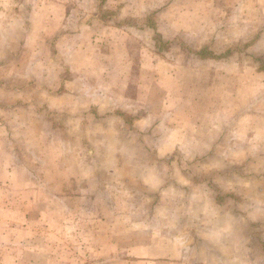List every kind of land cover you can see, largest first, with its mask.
I'll list each match as a JSON object with an SVG mask.
<instances>
[{"label":"rangeland","instance_id":"1","mask_svg":"<svg viewBox=\"0 0 264 264\" xmlns=\"http://www.w3.org/2000/svg\"><path fill=\"white\" fill-rule=\"evenodd\" d=\"M47 1L64 5L67 10L71 7L69 11L72 12L70 18L65 20L64 14L56 11L59 8L54 7L56 15L51 22L56 31L54 46L41 57L53 53L60 60L64 59L65 41L60 40L58 32L66 28L70 31L72 22L83 17L89 25L103 31V38L113 36L118 39L119 44L116 42L111 48L107 43V48L115 49L120 54L139 56L142 51L151 53L152 68L174 69L178 64L188 69L197 68L200 76L191 78L188 73L183 77L180 82V87L186 88L183 97L179 89L162 94L164 87L172 85L171 73L162 79L147 78L149 82L145 96L135 89L124 90L122 86L119 94H113L105 86L94 89L92 79L86 78L90 89L86 94L87 112H91L88 116L95 114L99 117L98 122L91 126L86 123L81 129V133L84 129L85 135L79 136L76 128L74 134L67 133L64 124L68 120H55V137L61 139L63 134L65 137L62 140L63 151L61 145L55 147V151L44 149L43 153L40 152L44 156L41 167L32 166L27 160L24 162L28 171H24L23 175L28 178V183L37 185L23 190L25 194H18V156L15 158V152L14 155L8 152L9 148L18 152V140L12 137V142L4 146L0 141V264H109L112 259L123 262L128 256L127 252L130 253L126 248L129 240L125 236L127 232L134 230L142 233V229H145L152 234L151 230L157 232L172 225L169 219L175 213L181 219L174 221L176 227L172 225L174 228L170 229L178 230L183 235L194 228L195 235L205 240L206 231L211 229L204 225L210 221L205 219L214 213H206L204 201L193 196L199 189L191 185L183 174L175 171L182 159L181 152L185 151L187 159L191 160L196 155L191 146L196 148L198 144L187 139L183 145H179L181 148L175 145L174 136L175 132L181 130L189 134L193 120H223L224 108H231L232 114L244 111L245 107L241 105L245 100L246 111H249V105L256 96H260V113L264 114V87L262 94L259 91L264 82V0H0V48L16 47L18 50L22 46L19 42L18 45L8 42L18 40V25H28L32 5L41 6ZM107 20H112L113 24L119 22L125 29H112L104 24ZM223 24H226L225 27ZM5 37L8 40L6 44ZM107 48L105 50L110 52ZM158 54H164L167 61L161 56L159 58ZM239 59L240 64L246 63L243 69L247 72L244 86L246 96L239 97L240 100L236 96L244 78L239 81L236 77L235 82L231 77L228 81L221 72L223 69L228 71L230 65L238 63ZM253 68L262 74L256 96L255 78L251 75ZM210 80L214 81V91L209 90L212 84ZM196 81L197 95L189 93L191 84ZM228 85L230 91L226 92ZM94 102H99L98 106L90 107ZM115 102L116 109H112L111 105ZM99 104L103 105L102 109H98ZM45 108L47 113L49 106L46 103ZM61 112L62 107L56 106V117ZM8 127L4 129L6 133L18 137V121ZM41 127V122H37L35 128L38 130ZM96 164H102V169L114 171L116 166H120L129 173L97 174L99 167H95ZM93 174L94 177L100 175V180L96 179L100 183L96 187L99 188L97 196L91 195L95 192L94 184L90 191L88 181L84 180V176ZM128 175L129 184L125 179ZM199 175L206 176V172L200 171ZM109 183H113L112 186ZM253 187L251 184L247 188L248 204L241 206L245 208V211H241L245 215L243 219L233 218V211L238 208L234 199L227 200V205H221L227 206L225 212L231 213L229 225L234 230L232 246L237 247L239 239L246 240L250 245L256 244L258 238L261 240L258 244L264 241V219L260 217L264 218V205L253 202ZM132 190L133 196L129 194ZM189 190L194 199L186 212L200 216L198 223L182 214V207L175 203L174 212L160 210L157 205L159 199L168 200L161 197L160 192L178 194L183 198L182 204L186 205L190 200V196L187 197ZM235 192L237 196L238 189ZM127 195L130 198L141 196L142 201H127ZM109 197L116 200L111 206L106 203ZM86 227L91 233L100 230V234L109 228L116 235H102L98 240L91 233L84 234ZM239 229L241 231L238 233ZM200 257L201 262L206 264L205 253ZM254 259L255 255L250 260L252 264L257 263L258 259ZM238 260L237 256H230L228 262L238 264Z\"/></svg>","mask_w":264,"mask_h":264},{"label":"crops","instance_id":"2","mask_svg":"<svg viewBox=\"0 0 264 264\" xmlns=\"http://www.w3.org/2000/svg\"><path fill=\"white\" fill-rule=\"evenodd\" d=\"M54 7L59 8L56 11L64 14L65 20L70 18L72 11L69 10L71 7L70 9L68 7L67 10L66 6L51 4L50 1L41 6L34 3L29 11V18L31 19H29L28 25L24 23L18 25V40L8 42L14 45H18L19 42L22 46L18 47V50L16 47H11L10 49H6V47L0 48V127L2 126L0 128L2 132L0 141L2 145H5L7 142H12V137L18 140V152L13 148L8 150L12 155L15 152V158L18 156V194H25L23 190L37 187V185L28 183V178L23 175L24 171H28V168L23 165L26 160L32 166L38 165L41 167L44 156L40 152L43 153L44 149H54L55 151V147L61 145V150L63 151L64 144L62 140H65V137L64 134L61 139L55 137V120H68L64 124L67 127V133H70V135L74 134V129L76 128L79 130V136L85 135L84 129L83 133H81V129L86 123L91 126L93 123L98 122L99 117L95 114L88 116L91 112H87L86 94L90 90H88V78L92 79L94 89L105 86L109 87L107 90H110L113 94H119L120 86H122L124 90L128 88L129 91L135 89L137 93H142L145 96L148 89V79L152 77L162 79L171 73L172 85L164 87V93L162 94L166 95L168 91L173 92L179 89L183 97L186 90V88L180 87L183 77L188 73L191 74V78L200 76V70L197 68L190 67L188 69L178 64H176L174 69L152 68L151 53L142 51L139 56L133 53L120 54L115 49L113 51V49L107 48V43H110L111 48L114 43L116 44L117 42L119 44L118 39L113 36L110 39L108 37L103 38V31L95 29L91 24L89 25L87 21L82 19L83 17H79L80 20L72 22L70 31L66 28L58 32L60 33V40L65 41L64 54H66L64 59L60 60V57H56V54L53 53L41 57L44 52L51 50L54 46L56 31L55 25L51 23L56 15ZM35 9H38V11ZM259 10L261 9L259 8ZM208 23L202 24V26ZM104 24L117 31L125 29L119 22L113 24L112 20L104 21ZM225 25L223 24L224 27ZM99 27L102 29L101 24ZM22 28L24 30L20 32ZM88 30L89 33L87 32ZM124 32L126 33V31ZM7 41L5 37V44ZM105 48L109 49L110 52L106 51ZM163 55L158 54L159 58L161 56L163 60L167 61ZM140 57L141 59H139ZM238 63L231 64L228 71L223 69L221 72L222 76L227 77L228 81L232 79L231 77H233L232 80L235 82L236 77L239 78V81L244 78V82L239 84L240 91L236 96V99L240 100L239 97L246 96L244 86L247 82L245 80L247 72L243 69L246 67V63ZM253 69L254 73L251 75L255 78L254 94L256 96L262 74L261 71ZM197 82L191 84L189 93L193 92L192 94L197 95V91H195L198 87ZM210 82L212 84H210L209 90L214 91V81L210 80ZM166 84L165 81L164 85ZM263 87L264 82L262 81L260 92ZM225 91H230L229 85L226 86ZM180 97L179 100H182ZM256 97L254 98L255 100L251 101L252 104L250 103L249 105V111H246L247 101L245 100L241 105V107H245L244 111L232 114L231 108H224L222 111L223 120H212V118L208 120H193L189 134L184 130L175 132L176 146L183 148L179 145H183L184 140L188 141L187 139L198 144L196 148H193L194 145L191 146L192 152L198 156L195 155L189 160L185 151L181 152L180 156L182 159L177 163L179 168H175V171L183 174L186 179H189L191 185L199 189L193 196L198 199L201 198V200L199 199L200 201H204L206 213H214V215L207 216V219H205V221H210L204 225L211 227L210 230L206 231V239L196 236L193 231L194 228L183 233V235L178 230L170 229L171 227H176L174 221L178 222L181 219L178 216L179 214L175 213L169 219L174 227L168 225L165 228H160L157 232L150 229L153 232L152 234H149L151 232L145 229H142V233L134 230L127 232L125 236L129 238L128 242L130 244L127 242L126 248L130 250V253L127 252L128 256H126L125 261L114 262L112 259L109 264H204L203 261L201 262L202 258L200 257V254L204 253L206 264H229L228 259L230 256H237L239 258L238 264H252L250 260L253 255H255L254 261L258 259L255 264H264V241L261 243L263 245L258 244L261 242L259 238L254 245L247 244L246 240L239 239L238 242L235 240L238 246H232L233 239L231 237L234 235V230L230 229L231 225H229L231 213L225 212L227 206H221L226 204L227 200L234 199L238 208L233 211V218L243 219L245 215L241 211H245V208H241V206L248 204L247 188L251 184L254 186L253 193L255 197L253 202L256 205H264V114L260 113V96ZM45 103L49 106L47 113ZM98 103L94 102L90 107H97ZM56 106L62 107V112L57 117ZM111 106L112 109H116V102ZM102 108L103 105L99 104L98 109ZM12 120H15L14 124L16 120L18 121V137L12 136L8 130V133L4 130L5 127L8 129L10 127L8 125L13 124ZM71 120H77V122H72ZM117 121L121 122V120ZM37 122L42 124V127L38 130L35 128ZM69 125L71 126L70 129L68 128ZM64 126L62 127V132H64ZM204 131L208 135L204 134ZM187 147L189 148L190 146L187 145ZM198 161L199 163H197ZM97 165L99 167L97 174H104V172L129 173L128 170H122L120 166H116L114 171L112 169H102V164H96L95 167ZM65 168L63 167V169ZM200 171L206 172V176H200ZM84 177V180L89 183L88 190L92 191V185L94 184L95 186V192H92L91 195L97 196L99 188L96 187L100 183L96 179L100 180V175L94 177L93 174ZM125 179L129 184V175ZM113 183L109 184L112 186ZM114 189L116 188H112V190ZM235 189H238L237 196ZM112 190L111 192H113ZM129 194L133 196L134 191L132 190ZM191 194L192 192L189 190L187 197L190 196V200L185 197L188 201L186 205H183V198L180 195L160 192L159 195L167 197L168 200L165 202L166 198L162 199L163 201L159 199L157 205H159L160 210L169 209L174 212L172 209H175L173 204L175 203L182 207V214H185L191 221L198 223L201 220L200 216L186 212L190 202L194 199ZM128 195L125 196L127 201H142L141 196L130 198ZM115 201L112 197L106 199L108 206H111ZM201 212L203 213V211ZM149 216H151L150 213ZM260 217L262 220L264 219L263 216ZM18 218H20V215H18ZM110 218L112 217L108 219ZM213 222L218 224L213 226ZM148 227L150 228V226ZM104 231L101 234L100 230L99 232L94 230L91 233L90 229L86 227L84 234L91 233L98 240L102 235H116L115 231L112 232V229L105 228ZM239 231L241 230L239 229L238 233ZM159 232L161 233L159 234ZM162 255L163 257H161Z\"/></svg>","mask_w":264,"mask_h":264}]
</instances>
